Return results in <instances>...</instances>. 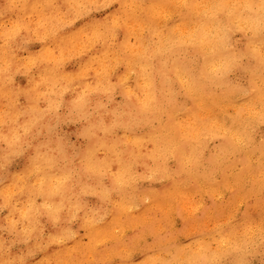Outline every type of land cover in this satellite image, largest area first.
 <instances>
[{
    "label": "clouds",
    "instance_id": "1",
    "mask_svg": "<svg viewBox=\"0 0 264 264\" xmlns=\"http://www.w3.org/2000/svg\"><path fill=\"white\" fill-rule=\"evenodd\" d=\"M0 264H264V0H0Z\"/></svg>",
    "mask_w": 264,
    "mask_h": 264
}]
</instances>
